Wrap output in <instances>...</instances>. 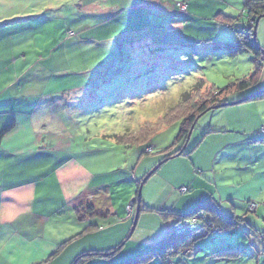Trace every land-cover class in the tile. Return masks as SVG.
<instances>
[{"label":"rangeland","instance_id":"374dc122","mask_svg":"<svg viewBox=\"0 0 264 264\" xmlns=\"http://www.w3.org/2000/svg\"><path fill=\"white\" fill-rule=\"evenodd\" d=\"M141 2L0 0V35H8L10 19L32 18L19 26L28 27L22 32L28 34L26 41L35 45L34 60L43 68L36 82L44 80V94L59 97L54 121L64 130L60 134L66 148L64 155L81 161L96 180L111 184L113 191L119 190L118 195L134 188L136 196V181L162 163L142 188L140 205L144 211L140 213L138 230L143 224L150 229L157 227L160 218L149 213L151 208L192 212V198L207 194L213 170L220 180L226 174L231 177L235 171H245L242 154L264 158V149L239 144V133L257 124H261L260 134L255 136L264 138V99L236 104L240 96H231L230 105L204 114L189 139L180 144L174 145L179 123L153 138L149 148L143 145L125 149L119 142L117 138L136 135L141 129L170 119L182 109L178 103L194 87L199 90V98L207 96L203 82L209 87L224 88L249 78L255 70L253 54L232 53L229 46H234L239 36L218 16L225 14L237 19L233 22L236 27L247 28L252 22L245 0H154L147 5ZM179 2L187 5V12L181 11ZM136 7L140 9L135 10ZM64 12L70 18L74 15V20L63 21ZM36 19L37 27L33 24ZM254 31L257 44L264 51V17ZM252 116L258 117L253 125ZM241 121L244 127L240 126ZM220 127L230 132L206 134ZM179 150L184 155L163 162L164 156ZM188 153L191 154L187 156ZM235 178L239 180L238 176ZM183 187L188 189L186 194L179 191ZM258 218L250 214L248 222L261 232L264 225ZM238 228L234 233L224 231L204 237L196 231L191 237L196 244L192 254L182 253L169 259L173 264H258L253 244L260 239L250 235L245 223L240 222ZM229 244L249 250L239 261H213V254L227 249ZM142 264L166 261L155 255Z\"/></svg>","mask_w":264,"mask_h":264},{"label":"crops","instance_id":"0c3cea01","mask_svg":"<svg viewBox=\"0 0 264 264\" xmlns=\"http://www.w3.org/2000/svg\"><path fill=\"white\" fill-rule=\"evenodd\" d=\"M151 1L154 0L141 3L147 5ZM62 18L73 21L74 15L70 18L64 12ZM31 19V16L10 19L8 35H0V264H74L82 257L80 264H107L146 253L170 239L175 221L153 211L149 213L160 218L157 227L150 229L143 224L138 230L141 215L135 225L136 190L131 188L133 191L128 194L118 195L119 190L113 191L111 184L96 180L81 161L64 155V138L60 136L64 130L54 121L59 97L44 94L42 78L36 82L43 68L34 60L35 45L29 44L28 34L22 32L28 27L19 26ZM33 24L37 27V19ZM4 74L8 76L4 78ZM263 87L264 69L257 88ZM246 95L247 92L239 96ZM255 122L258 117L252 116L250 124ZM260 125L244 128L239 133V144L264 149V143L259 141L262 138L255 136L260 134ZM240 126L244 127L243 121ZM213 131L230 132L220 127L210 129L208 135ZM241 159L246 160L242 164L245 171H235L231 177L226 174L220 178L223 182H219L218 172L213 170L210 190L193 197V207L213 198L224 216L242 218L248 214V220L249 202H256L260 206L257 221L262 219L264 225V158L249 153L242 154ZM87 207L94 214L85 212ZM241 247L229 244L227 249ZM255 248L258 264L260 260L264 264V243L260 240ZM91 253L98 255L92 258ZM184 253L192 254L188 250ZM109 255L112 256L105 257Z\"/></svg>","mask_w":264,"mask_h":264},{"label":"trees","instance_id":"16d2710c","mask_svg":"<svg viewBox=\"0 0 264 264\" xmlns=\"http://www.w3.org/2000/svg\"><path fill=\"white\" fill-rule=\"evenodd\" d=\"M245 9H246V12L249 18L251 19L250 21L252 22L250 26H248L247 28L242 29L240 27H236L233 22H236L237 19H233L231 17L225 16V14L223 15L222 13H219L218 16H220L219 19H221L224 23H226L227 26L234 28L236 30V33L239 36V40L236 42V44L234 46H229L231 51H233L232 53L243 51V52H249L254 55V62H255L254 74L250 75L249 78L238 80L224 88H218L215 86L209 87L208 85H206L205 82H203L202 85L204 87H207L208 93H207V96L201 97V98L198 97L199 90H197L196 87H194L193 89L189 91V93L184 95L182 101L178 103L179 108H182V109H179L180 111H177L176 113H174L170 117V119L164 121L162 124H159L157 126L148 125L149 127L147 129H141L136 135L130 136L126 134L123 137L117 138L119 142H122L124 144L123 147L125 149H129L132 147H139L143 145L144 146L150 145V142L153 140V138L158 136V134L162 133L164 129L166 130L167 128H169L175 123L180 124V130H179V134L176 138V142L174 143V145L177 143L180 144L183 141H187L189 134L191 131L194 130V127L197 124V121L204 114L212 110V108L215 106H219L222 104H227L226 106L230 105L229 97L231 96H239V95L241 96L247 92L248 96L246 95V96L239 97L238 101L246 99V101L244 102H256V101L264 99V87L261 89L257 88L259 85L262 73H263V69H264V60H262L264 51L258 46L256 38L254 36V32H255L254 29H255V25L257 24L258 19L264 17V0H245ZM187 11H188V7H187ZM259 90L261 92L257 96H255V94ZM237 102L236 104H241ZM208 133L209 132H207L206 134ZM259 141L264 143V138H262ZM149 147L150 146H148V148ZM181 151L182 150H179V151H176L175 153L170 154L169 156H164L163 162L179 154L184 155V152H181ZM143 154L149 155V154H153V152H144ZM189 154L191 153H188L186 155L188 156ZM146 176H143V178L140 179V181L138 182L139 187H140V183L143 181V179ZM138 193H139V190L135 198L136 205H137ZM256 204L258 205V207L255 212L249 211V205H248L247 207L248 213L257 215L260 206H259V203H256ZM141 207L142 206L139 205V215L141 212L144 211V207L143 208ZM145 209L147 210L148 208H145ZM151 209L152 211L158 212L162 217L166 219H169V218L174 219L175 222L185 221L191 217H194L200 212H204L211 216V218L213 219V222L215 223V225H217L220 228V230L217 232H214L212 228L203 225L200 228L180 238L175 237L172 232V236L170 237L169 240H165L159 243L156 247L149 250V252L142 253L136 257H133L127 260L112 261V262H108L107 264H142L145 261H147L150 257L155 256V255L156 256L159 255L163 257L164 260L166 261V264H170L169 256H177L178 254H182L187 250L190 252L193 251L192 248L195 247L196 244L194 245L195 241L194 239H191V237L194 232L201 231L202 233L200 235L201 237H204L206 234H211V233L219 234L220 232H224V231L234 233L235 231H238L240 222L245 223L247 225L251 236H255L259 238L264 243V231L260 232L258 229L254 228L253 226H250V224L248 223V220H245L244 218L224 216L219 210L218 203L213 198L200 201L193 208L192 212H190L189 214L168 212L167 210L157 211L153 208ZM85 212H87L90 215L94 214L93 209L90 207L85 208ZM246 215L248 214H245V216ZM204 229L206 231H204ZM253 247H255V244H253ZM247 250L249 249H240V248L227 249L221 252L214 253L213 258L216 259L217 261H226V260L232 261V260L241 258L247 252ZM96 255L98 254L97 253L90 254L92 258L95 257ZM111 256L112 255L105 256V257H111ZM82 258H79L78 260H76L74 264H80L81 262H83Z\"/></svg>","mask_w":264,"mask_h":264},{"label":"built area","instance_id":"2783aa9c","mask_svg":"<svg viewBox=\"0 0 264 264\" xmlns=\"http://www.w3.org/2000/svg\"><path fill=\"white\" fill-rule=\"evenodd\" d=\"M178 6L180 7L182 12L187 11V5L185 3H178ZM179 191L182 194H186L188 192V189L186 187H183ZM257 207L258 205L253 202L249 205V211L255 212ZM203 225L212 228L214 232H217L220 230V228L217 225H215V223L213 222V219L211 218L209 214L200 212L194 217H191L185 221L175 222L173 234L175 237L180 238L200 228Z\"/></svg>","mask_w":264,"mask_h":264},{"label":"water","instance_id":"95a60500","mask_svg":"<svg viewBox=\"0 0 264 264\" xmlns=\"http://www.w3.org/2000/svg\"><path fill=\"white\" fill-rule=\"evenodd\" d=\"M258 21H259V19H258ZM258 21H257V24H258ZM256 24V25H257ZM254 36H255V38H256V31L254 32ZM261 91H259V92H257L256 94H255V96H257L259 93H260ZM244 101H246V99H244V100H240V101H238L237 103H242V102H244ZM227 104H222V105H219V106H215V107H213L212 109H215V108H223V107H225ZM191 133H192V131L190 132V134H189V137H190V135H191ZM189 137H188V139H189ZM187 139V140H188ZM180 155V154H179ZM161 165H162V163H161ZM161 165H159L158 167H156L151 173H149L144 179H143V181H142V183L140 184V187H139V193H138V197H137V212H136V218H135V225H136V222H137V219H138V215H139V205H140V202H141V192H142V188H143V186H144V184L147 182V180L151 177V175L156 171V169L157 168H159Z\"/></svg>","mask_w":264,"mask_h":264}]
</instances>
